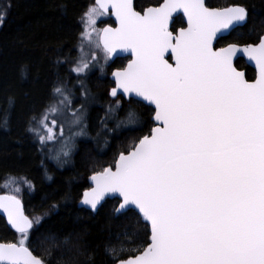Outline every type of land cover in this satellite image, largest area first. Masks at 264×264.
Returning <instances> with one entry per match:
<instances>
[{"label": "snow or ice", "instance_id": "snow-or-ice-1", "mask_svg": "<svg viewBox=\"0 0 264 264\" xmlns=\"http://www.w3.org/2000/svg\"><path fill=\"white\" fill-rule=\"evenodd\" d=\"M109 6L119 26L97 30L96 19ZM178 9L187 27L173 31ZM249 14L240 4L209 7L205 0H164L141 10L133 0H95L83 14L82 38L91 41L95 33L106 55L118 49L133 55L126 67L115 69L111 96L142 97L155 107L154 126L93 172L95 187L83 197L96 209L106 193H118L114 212H133L144 226L131 235L124 230L105 245L112 264H264V34L254 43L215 46ZM241 57L254 62L255 79L237 66ZM88 67L82 61L73 70ZM52 94L56 99L30 118L29 130L47 129L48 137L38 135L43 142L55 127L63 132V120L71 117L70 127L86 134L85 104L73 105L70 88L61 82ZM82 96L85 103L94 99L87 90ZM109 112L111 104L106 117ZM137 119L129 109L117 126ZM9 124L8 113L0 112V127ZM0 209L20 233L17 242H0V264H46L26 243L42 217L29 218L13 194L0 195Z\"/></svg>", "mask_w": 264, "mask_h": 264}, {"label": "trees", "instance_id": "trees-1", "mask_svg": "<svg viewBox=\"0 0 264 264\" xmlns=\"http://www.w3.org/2000/svg\"><path fill=\"white\" fill-rule=\"evenodd\" d=\"M161 1L134 0V6L141 10ZM205 3L209 7L240 4L249 9L247 21L216 46L225 42L254 43L258 35L264 34V0ZM93 4V0H0V13L6 12V17L0 15V112L10 116L9 127H0V193L18 195L29 218L42 217L26 243L46 264H112L105 256V245L124 230L131 235L144 228L133 212L115 214L116 198L104 200L95 212L77 206L82 192L89 187L88 176L112 164L120 151L153 126L149 106L108 96L112 86L109 71L122 68L126 57L110 62L96 40V51L91 49L83 58L82 16ZM101 24H111V20L104 17L95 26L97 30ZM183 25L182 17L177 16L171 29ZM94 52L97 58L92 62ZM82 61L89 64L88 69L75 72L73 67ZM236 63L246 78H254V70L243 59ZM79 81L93 95L91 103L95 102L86 110L87 129L82 137L71 135L68 131L77 128L63 120L65 135H70L73 145L67 160L59 162L52 155V146H44L38 139L43 128L34 133L28 121L34 114L42 115L49 101L56 99L52 89L58 82L70 88L72 102L78 105L73 99H79ZM110 104L113 112L106 117ZM129 109L138 114L136 124L118 127L120 121H126ZM22 178L31 181V186ZM19 239L20 233L12 231L0 216V241ZM89 253H93L91 259Z\"/></svg>", "mask_w": 264, "mask_h": 264}, {"label": "water", "instance_id": "water-1", "mask_svg": "<svg viewBox=\"0 0 264 264\" xmlns=\"http://www.w3.org/2000/svg\"><path fill=\"white\" fill-rule=\"evenodd\" d=\"M163 2H164V0H162L160 3H163ZM94 3H95V0H94ZM133 3H134V0H133ZM160 3H159V4H160ZM231 5H232V4H231ZM228 6H230V5H228ZM224 7H227V6H224ZM103 14L109 16V18L111 19V21H112V23H113V25H111L113 28L119 26V20H118V18H117L116 15H115V11H114V9H113L111 6H109V8L107 9V11L104 12ZM179 15L183 18V22H184V26H183V27H187V16H186V14L183 13V10H182V9H178L175 13H173V18H172V20L170 21V28H171V24H172L174 18L177 17V16H179ZM243 24H244V23H243ZM243 24H241L240 26H242ZM106 26H108V25H104V26L101 28V30H102L104 27H106ZM180 28H181V27H180ZM178 29H179V28H178ZM178 29H177V30H178ZM177 30H176V31H177ZM99 44H100V46L103 48V46H102V41H101V40H99ZM215 46H216V44H215ZM103 49H104V48H103ZM104 50H105V49H104ZM124 57H129V59L126 61L125 65H124V67H126L128 61L131 60V59H133V55L131 54V51H130V50H127V49H118L116 53L112 54L111 56H108V58H109L110 61H114V60L117 59V58H124ZM241 58L244 60V62H245V64H246L247 66H249L251 69L254 70V78H253V79H255L258 70H257V68H256V66H255V64H254V62L249 61L246 57H241ZM114 71H115V69H113V70L110 72V74H109V79H110V80L112 81V83H113V86H112V87L115 86V81H114V76H113ZM242 71H244V70H242ZM244 72H245V71H244ZM112 87H111V88H112ZM111 88H110V89H111ZM108 96H109L110 98L121 97V98H123V99H125V100H128V99H129L128 96H127L126 94H125V95H119V94H118L116 97H112L111 94H110V90L108 91ZM132 99L137 100V101H139V102H142L143 104H145V105H147V106H149V107H151V108L153 109V114H152V116H151V118H150L151 121L153 122V121H154V112H155L154 104H152L151 102H148V101L144 100L142 97H137V98H132ZM153 126H154V124H153ZM116 158H118V156H117ZM91 177H92V174H90V175L88 176V178H87V181H88V184H89V188L86 189V190H84V191L82 192L81 197H80V200H79L78 203H77V206H78V207H80V208H84V209H87V210H89V211H91V212H95V211L98 209V207L102 204V202H103L104 200H106V199L116 198V199H118V204L120 203V199H121V198H120V196H119L118 193H106V194L101 198V201H100V203L98 204V206H97L96 209H92V208L90 207V205H87V204H85V203H82V201H83V197H84L85 193H88V194L90 195V194H91V193H90V190L93 189V188L95 187V181H93V180L91 179ZM4 194H5V193H0V195H4ZM118 204H117V206H118ZM22 205H23V204H22ZM117 206H116V207H117ZM23 210H24V208H23ZM24 213H25V212H24ZM115 214H116V213H115ZM0 216L4 219L5 223L7 224V226H8L12 231L19 233V232H18L17 230H15V229L10 225V223L7 221V216H6V213H5V211H4L3 209H0ZM0 242H1V241H0Z\"/></svg>", "mask_w": 264, "mask_h": 264}, {"label": "rangeland", "instance_id": "rangeland-1", "mask_svg": "<svg viewBox=\"0 0 264 264\" xmlns=\"http://www.w3.org/2000/svg\"><path fill=\"white\" fill-rule=\"evenodd\" d=\"M103 18L104 17L102 15H99L97 17L96 24H95L96 27L98 25V22L102 21ZM94 35L96 36V34L94 33L93 36H92L91 41H88L86 38H82L81 43L83 44V53H82L83 58H87V56L89 55V52H90L91 49L96 51V48H97L96 47V42L97 41H96V37ZM90 57L92 58L91 61L94 62V61H96L97 55L94 52V53L91 54ZM80 84H81L80 81L76 83V85L79 87V95H78L79 99L74 98L73 100H75V102H77L78 105L85 104V108L87 110L89 108V106L92 105L95 101H93L91 103V101H92V99H91L90 102L85 103V101L83 99V96H82V93L85 90L88 91V89L87 88L86 89L85 88H81ZM73 94L75 95V93H73ZM72 104L75 105L74 102H72ZM51 119H56V117L53 116V118H51ZM70 119H71V117H68L66 119V122H69ZM59 123H60V121H58V125H59ZM73 128H75L74 125H73ZM68 132H71L72 133L71 135L76 136V137L81 136V135L78 134V129H76V130H72L71 129ZM65 133H66L65 132V127H64V131L61 132L60 127L57 126V127L54 128V130H53V132L51 134V138H48L45 141H43V145L44 146L49 145L50 148L52 146V155H54V157L57 156V161H59V162H61L63 160L66 161L67 158L69 157V152L72 150L71 146L73 145V140L71 141V146H70V141H69L70 140V135H65ZM41 134L46 136V137L49 136L48 130L45 129V128H43V130L41 131ZM73 136H72L71 139L74 138ZM65 153H67V155H65Z\"/></svg>", "mask_w": 264, "mask_h": 264}]
</instances>
